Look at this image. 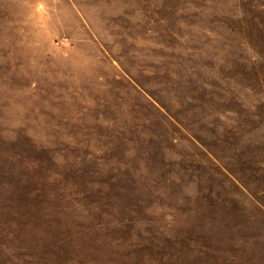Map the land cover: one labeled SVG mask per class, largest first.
<instances>
[{
  "label": "rangeland",
  "instance_id": "1",
  "mask_svg": "<svg viewBox=\"0 0 264 264\" xmlns=\"http://www.w3.org/2000/svg\"><path fill=\"white\" fill-rule=\"evenodd\" d=\"M0 264H264V0H0Z\"/></svg>",
  "mask_w": 264,
  "mask_h": 264
}]
</instances>
